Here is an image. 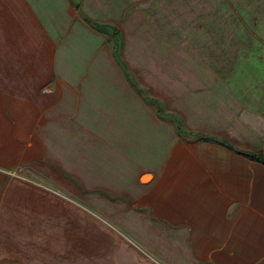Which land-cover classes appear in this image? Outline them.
Here are the masks:
<instances>
[{"label":"rangeland","instance_id":"rangeland-1","mask_svg":"<svg viewBox=\"0 0 264 264\" xmlns=\"http://www.w3.org/2000/svg\"><path fill=\"white\" fill-rule=\"evenodd\" d=\"M69 3L75 20L31 50L61 102L34 154L0 161V264H163L141 239L147 192L227 153L264 161V0Z\"/></svg>","mask_w":264,"mask_h":264},{"label":"crops","instance_id":"crops-1","mask_svg":"<svg viewBox=\"0 0 264 264\" xmlns=\"http://www.w3.org/2000/svg\"><path fill=\"white\" fill-rule=\"evenodd\" d=\"M73 14L69 0H0V161L26 159L42 144L49 108L61 96L32 70L45 59L31 50L58 40ZM68 77L62 79H82ZM83 96L84 106L94 103L89 88ZM61 123L76 127L74 120ZM258 141L245 137L244 144L256 149ZM26 148L30 154L23 157ZM205 166L184 169L191 184H156L147 192V238L141 239L163 264H264V164L233 152L227 164ZM168 176L175 174L159 175Z\"/></svg>","mask_w":264,"mask_h":264},{"label":"trees","instance_id":"trees-1","mask_svg":"<svg viewBox=\"0 0 264 264\" xmlns=\"http://www.w3.org/2000/svg\"><path fill=\"white\" fill-rule=\"evenodd\" d=\"M246 155H247V154H246ZM250 159H252V160H256V161H260V162L264 163L263 159H260V158H258V156H255V155H251V156H250Z\"/></svg>","mask_w":264,"mask_h":264}]
</instances>
